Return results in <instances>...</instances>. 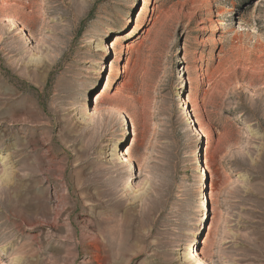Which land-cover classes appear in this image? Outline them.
I'll return each instance as SVG.
<instances>
[{"label":"rangeland","instance_id":"rangeland-1","mask_svg":"<svg viewBox=\"0 0 264 264\" xmlns=\"http://www.w3.org/2000/svg\"><path fill=\"white\" fill-rule=\"evenodd\" d=\"M0 264H264V0H0Z\"/></svg>","mask_w":264,"mask_h":264},{"label":"bare ground","instance_id":"bare-ground-1","mask_svg":"<svg viewBox=\"0 0 264 264\" xmlns=\"http://www.w3.org/2000/svg\"><path fill=\"white\" fill-rule=\"evenodd\" d=\"M109 46H110L109 43H108L107 41L104 40V41L102 42V44H101V48H100V50L103 51V52H107V51L109 50L108 48H110ZM99 72H100V71L97 69V70H96V74L99 73ZM207 158H208V156H207ZM207 158H206V159H207ZM207 161H208V160H207ZM188 258H190V257H187V259H188Z\"/></svg>","mask_w":264,"mask_h":264}]
</instances>
